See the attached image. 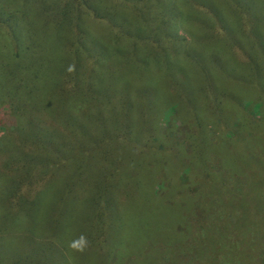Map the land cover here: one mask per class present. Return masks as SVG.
I'll use <instances>...</instances> for the list:
<instances>
[{
    "label": "rangeland",
    "instance_id": "rangeland-1",
    "mask_svg": "<svg viewBox=\"0 0 264 264\" xmlns=\"http://www.w3.org/2000/svg\"><path fill=\"white\" fill-rule=\"evenodd\" d=\"M25 1L31 4V0ZM99 3L96 7L107 9V15L97 24H90L89 20L81 17L71 18L70 1L32 0L35 9H53V14L58 18V27H46L41 22L38 26H32L36 18L27 4L23 9L25 20L29 22L23 38V49L27 47L26 51L22 49L16 61H12L5 49L0 48V121L10 117L20 118L10 135V142L5 140L1 146L4 153H11L12 156L2 161L18 158L20 145L24 140H31L30 134L34 133L45 137L36 143L32 139V148L36 153L41 149L48 152L51 149L57 152L65 149L63 154L66 156V161L51 164L44 161L45 165H50L46 169V181L28 200L20 199L12 206L0 193V264H154L159 257L172 254L176 247L184 245L182 243L195 226L193 220L198 219L196 214L194 219H190L194 213L191 210L194 197L182 193L176 198L167 191H163L165 199H174L166 203H158L155 200L158 197H138L144 190L137 189L135 181L145 180L148 163L145 162L144 167L142 165L151 156H138L128 147L132 141L134 144L144 143L140 125L135 126L134 120L131 128L129 124L127 127L118 125L126 119L128 102L131 113L127 119L131 120L132 114L137 117L141 111H150L154 102L166 105L168 86L173 88L174 97L180 92L198 95L199 89L195 87L199 84L195 80L196 84L193 85V77L186 74L207 65L211 52L207 46L219 53L228 45L235 44L243 56L247 55L240 70H235L239 75L248 74L249 59L255 68L264 66V60L260 61L258 56L252 54V50L264 49V0H100ZM171 10L177 14L180 26L192 39L186 43V50L195 54L181 61L184 65L177 64L179 77L167 68L176 63L175 59L167 65L166 60L161 61L158 56L152 55L162 52L163 47L155 50L140 42L142 37L157 36L159 28L162 30L163 27L162 15ZM239 19L247 20L241 23ZM70 23L76 31H85L84 38L86 45H89L86 50L99 52L95 68L89 67L91 70L86 74L88 80L85 84L94 93L83 101V116L79 122V132L82 134L73 137L72 142L65 135L54 132L61 122L67 120L63 102L78 101L81 97L76 92L62 96L56 93L57 72L66 64L74 68L82 67L85 56L79 48H67L68 44L77 46L74 44L77 43L76 36L68 33V28L71 33ZM210 42L215 44L209 45ZM64 52H67L70 62L65 60ZM240 62L231 56L227 60H214L212 67L231 72ZM27 70L29 76L35 75L33 84L25 78ZM230 82V79L224 81V90H230ZM19 92L20 95L16 94ZM34 98L41 101L40 108L48 114L44 119L47 123H43L47 126L44 129L34 123L37 118L34 111L21 114L22 100L28 99L26 102L32 104ZM10 128L0 123V136ZM121 129L126 130L124 138L128 139L132 134V140L120 143ZM182 129L171 120L163 119L158 132L164 141L163 157L161 160L146 161H168L166 156H174L171 159L181 161L184 166L190 161H201L204 165L219 161L217 165L222 170L209 174L208 182L212 184L207 185L201 194L207 195V201L224 207L227 213L240 212L242 218L233 219L230 228H236L240 233L251 232L254 245L256 242L262 243L264 208H251L253 203L250 196L228 195L223 199L221 192H216L221 188H216L213 183L223 172L234 173L237 179L250 177V188L264 193V174L260 177L258 160L236 157L231 150L224 148L222 142L217 141L199 144L202 151L198 158H193L191 154L186 157L180 150L175 153L174 145ZM78 145H83L84 150L76 151L73 161H68L66 147L77 148ZM146 147L150 148L148 144ZM222 151L224 155H221ZM48 152L44 157L50 160ZM209 152L213 154L210 161L207 160ZM91 161H95V167H92ZM248 161L259 164L249 171L251 165ZM197 165L204 173L206 167L199 162ZM7 178L10 175L1 171L0 179ZM200 182V178H197L196 186ZM245 186L248 190L247 181ZM146 194L152 196L149 192ZM100 195L105 197L104 200H99ZM96 199L100 206H96ZM262 202L261 196L256 197V204ZM209 205H205L204 210L213 219L216 212H212ZM221 216L218 214V217ZM204 228L211 229L212 220ZM168 231L177 234L178 239L162 240L156 234ZM81 234L89 241L86 250L82 253L70 250L69 243ZM171 239H175V236ZM199 253L201 251L196 252V257ZM262 258L264 260V255ZM239 263L253 264L250 248L245 250ZM224 264H227L226 261Z\"/></svg>",
    "mask_w": 264,
    "mask_h": 264
},
{
    "label": "trees",
    "instance_id": "trees-1",
    "mask_svg": "<svg viewBox=\"0 0 264 264\" xmlns=\"http://www.w3.org/2000/svg\"><path fill=\"white\" fill-rule=\"evenodd\" d=\"M62 1L71 2L69 10L71 11V18L73 17V19L81 17L82 19L89 20L90 24H97V21L100 22V20L102 18L105 19L107 15V9L104 7H102V9L97 8L100 5V0ZM91 2H93L94 5ZM27 4H29V8L36 18V20L32 22V26H38L40 22L46 27L50 25L56 28L59 25L57 23V15L53 14V9L51 7L35 9L32 5V0L31 4L30 1L25 0H0V48L5 49L4 52L12 61H16L17 56L21 53L25 45L23 42V38L26 36L24 30L27 29L29 22L25 20L26 13L23 9ZM176 16L177 14H175L173 10L164 13L161 17V23H163L162 30L159 28L156 37H153V34L148 37H142L140 42L155 50L163 47L164 50L162 52L152 53V55L158 56L161 61L166 60L167 65L168 62L171 63L173 59H175L176 63L167 68H170L172 72L179 77L177 64L192 58L195 54H192L190 50H186V43L192 39L190 35H187L184 28L180 26V22ZM246 20H241V23H244ZM71 23L69 25V27H71V33L69 28L68 33L73 37L76 36L77 43L75 42L74 44L77 46L75 47L72 46V44H68L67 48H79L85 55L84 61L82 67L74 68L66 64L57 72L55 76L57 82L56 93L62 96L76 92L81 97L78 98V101L63 102L64 108L67 111L65 112L67 120L61 122V125H58L56 130L54 129V132L65 135L66 139L70 142H72L73 137L77 138L82 134L79 132V122L82 121L81 117L83 116V101L88 95L94 93V90L91 89L89 85L85 84L88 80L86 74L91 70L90 68H95L94 63L98 61L97 53H99L86 50V46L88 47L89 45H86V39L84 38L85 31H76L75 27L73 28L71 26ZM95 27H92V29ZM161 31L162 33L160 34ZM142 34L144 35V33ZM213 44H215V42L209 43V45ZM207 47L211 51L208 54L207 65L205 67H199L195 72L189 71L186 74L188 77H193V85L196 84L195 80L197 84H199L195 87V89H199L198 95H185L180 92L177 97H174L173 88L168 86L166 89L167 98H165L168 103H166V105H158L154 102V105L150 107V111H141L140 115L137 117H134L132 114L131 120L127 119L131 113V111H129L130 103L127 101L128 109L125 117L127 120L125 119L124 122L120 121L118 125L127 127L129 124L131 128L132 121L134 120L135 126L140 125V127L143 128L142 135L145 137L144 143L138 142L134 144L132 141V144L128 147L136 151L135 153H138V156H145L146 158L147 155L151 156V158H147L146 160H161L163 157L164 141L160 138L158 132L162 120L166 119L171 120L173 123L183 128L180 138L174 145L175 153L178 152L177 150H180L186 157L191 154L193 158H198L202 151L201 147L198 146L199 144L213 143L214 141L222 142L224 148L227 151L231 150V153L236 157L239 156L247 160H251L252 158L257 159L260 166L257 167L259 163L254 165L253 162L248 161L251 165L249 171L257 167L261 177L264 174L262 172L264 169V66L260 67V69L257 67L255 68V64L253 65L249 59L247 62V66H249V68H247L248 74L244 73L243 75H239L235 70H240V65L246 62L247 55L246 57L243 56V53L235 44L228 45V47L222 49L219 53H215V50H212L209 46ZM26 49L27 47H25L23 51H26ZM252 51V54L258 56L260 61L264 60V49L255 52L254 50ZM64 55L65 60L70 62L67 57V52H64ZM231 56L242 61L238 66H235L231 72L212 67V62L214 60H227L230 59ZM181 65L184 64L181 63ZM28 71L29 70L25 71V78L33 84L35 75L29 76V73H27ZM9 76L12 78L10 73ZM226 79L231 80L229 83L231 86L229 91L224 90L223 87V83ZM17 85L18 83H16V86ZM193 85L191 86L192 89ZM35 90L34 88L33 91ZM16 94L20 95V92ZM180 95L182 97L178 98ZM33 100L32 104L26 102L28 99L22 100L21 114L24 115L26 112L34 111V114L37 116L34 123L37 127H47L44 125L47 124L46 121H44L45 117L48 115L47 111L40 108L42 104L39 99L34 98ZM18 119L20 118L10 117L9 119H2V121H0L6 128L8 126L11 127L5 130L0 136V172L3 171L10 175V178L6 180L0 179V193L12 206H15L20 199L24 201L28 200L30 198L29 196L44 184L47 175L46 169L50 166H47V164L45 165L44 161L49 164L55 161H66V156L63 154L65 149L60 152L53 151L52 149L48 152L47 150L41 149L36 153L34 147L32 148L33 140L36 143L45 138L37 133L30 134V139L32 138L33 140H24V143L20 145L21 151L18 158L13 157V161H2L8 156H12L11 153H4L1 146L5 140L10 142V135L16 129ZM69 120L71 121L69 122ZM167 131L168 130L165 132ZM125 132L126 130L121 129L119 135L120 143L121 141L132 140V134L129 133L128 139L124 138L125 135L123 134ZM147 144L150 148L146 147ZM83 150V145H78L77 148L66 147L68 161H73L76 151L82 152ZM47 152L51 155L50 160L44 157V154ZM224 154V152L221 153V155ZM212 156L213 154L209 152L207 160L210 161ZM166 157L169 158L168 161H144L143 167L145 162L148 163L145 168L147 176L145 180L140 179L139 182L135 181L136 188L144 190V193L139 194L138 197L140 199L158 197L155 199L158 203H166L174 198L166 200L163 191L173 194L176 198L184 193L187 196L194 197L191 207L194 213H192L190 219H194L193 217L195 214L198 216V219L193 220L195 226L191 228L190 233L182 243L184 245L180 244L169 256L163 255V257H159L158 261L154 264H195V261L198 262L197 264H224L225 261L227 264H240L239 262L243 260V254L247 248L252 250L253 264H264L262 258L264 255V240L262 239V243L256 242V245H254L251 232L248 233L247 231H243L240 233L235 227V229L230 228L233 219L242 218L240 212L227 213L224 207L219 206L218 203L214 204L211 200L207 201V195L201 194L204 192L207 185L211 186L212 184L208 182L209 174L212 171L218 173V171L222 170L221 168L219 169L217 165L219 161H212L211 164L206 165L201 161H190L184 166L180 163L181 161L172 160L171 158H175L174 156ZM94 162L95 161H91L92 167H95ZM198 162L200 165L206 167L204 173L198 168ZM111 173L112 172H109L108 174ZM197 178L201 180L199 186L195 184ZM246 181L248 182V190L245 186ZM213 183L216 188H221V190L216 189V192L220 191L223 199L228 195L250 196L253 203L251 208L257 206L264 208V193L250 188V177L237 179L234 173L226 174V172H223ZM133 186L135 187L134 184ZM146 192H149L152 196L146 194ZM259 196L263 198L262 204H256V197ZM104 198L103 195H100L99 200H104ZM98 204V200L96 199V206ZM207 204H210L209 209L212 212H216L213 219H210L207 212L204 210V206ZM218 214H222V216L218 217ZM210 220H212V228H204V225ZM155 230L154 228V233ZM247 230L251 231L248 228ZM171 233V231H168L165 234L160 232L156 234H158L162 240L176 241L178 235ZM174 236L175 239H171V237L174 238ZM155 237L156 235L154 234V238ZM197 251H201L198 257H196ZM231 260L233 262H229ZM145 264L150 263L148 262Z\"/></svg>",
    "mask_w": 264,
    "mask_h": 264
},
{
    "label": "clouds",
    "instance_id": "clouds-1",
    "mask_svg": "<svg viewBox=\"0 0 264 264\" xmlns=\"http://www.w3.org/2000/svg\"><path fill=\"white\" fill-rule=\"evenodd\" d=\"M89 245L87 237L81 234L78 238L71 241L68 245L69 249L76 252H84Z\"/></svg>",
    "mask_w": 264,
    "mask_h": 264
}]
</instances>
